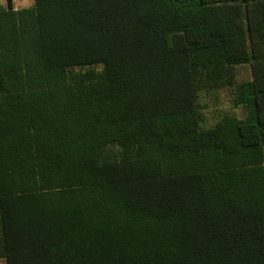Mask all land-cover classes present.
<instances>
[{"label":"trees","instance_id":"trees-1","mask_svg":"<svg viewBox=\"0 0 264 264\" xmlns=\"http://www.w3.org/2000/svg\"><path fill=\"white\" fill-rule=\"evenodd\" d=\"M0 259L264 264V0H6Z\"/></svg>","mask_w":264,"mask_h":264},{"label":"rangeland","instance_id":"rangeland-1","mask_svg":"<svg viewBox=\"0 0 264 264\" xmlns=\"http://www.w3.org/2000/svg\"><path fill=\"white\" fill-rule=\"evenodd\" d=\"M14 10H21L33 6V0H11ZM0 6L5 8L6 0H0ZM235 82L242 83L251 79V71L248 66H238L234 69ZM233 94L230 89L223 87L214 91L201 89L198 92V103L201 107L203 117V127L211 128L224 116L242 119L243 112L240 107H235L232 103ZM109 148L108 150H110ZM118 152L115 148L111 149ZM0 264H6L4 259H0Z\"/></svg>","mask_w":264,"mask_h":264}]
</instances>
